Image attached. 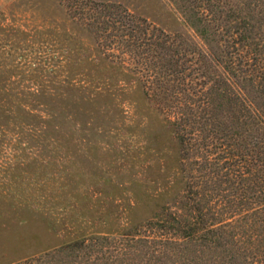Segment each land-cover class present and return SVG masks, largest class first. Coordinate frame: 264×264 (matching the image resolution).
Segmentation results:
<instances>
[{"label": "trees", "instance_id": "trees-1", "mask_svg": "<svg viewBox=\"0 0 264 264\" xmlns=\"http://www.w3.org/2000/svg\"><path fill=\"white\" fill-rule=\"evenodd\" d=\"M173 2L194 34L121 3L87 2L81 19L107 58L119 50L110 67L124 78L73 88L94 102L119 81L138 83L178 146L175 172L151 196L157 208L122 231L77 236L12 264H264V0ZM13 106L0 96V116L13 119Z\"/></svg>", "mask_w": 264, "mask_h": 264}, {"label": "rangeland", "instance_id": "rangeland-1", "mask_svg": "<svg viewBox=\"0 0 264 264\" xmlns=\"http://www.w3.org/2000/svg\"><path fill=\"white\" fill-rule=\"evenodd\" d=\"M89 1L194 34L173 0H0V96L17 110L0 116V264L146 219L175 172L177 143L137 82L94 102L73 89L124 78L110 67L119 50L108 59L81 19Z\"/></svg>", "mask_w": 264, "mask_h": 264}]
</instances>
